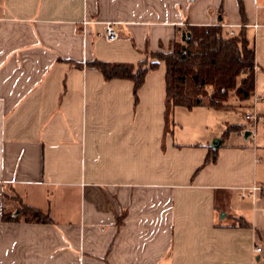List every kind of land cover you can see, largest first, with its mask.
Returning <instances> with one entry per match:
<instances>
[{
    "label": "crops",
    "instance_id": "0c3cea01",
    "mask_svg": "<svg viewBox=\"0 0 264 264\" xmlns=\"http://www.w3.org/2000/svg\"><path fill=\"white\" fill-rule=\"evenodd\" d=\"M243 22L262 100L264 0H0V264H264V195L240 196L263 184L257 149L221 137L204 164L208 140L175 137L163 61L136 95L87 65ZM25 204L52 221L3 220Z\"/></svg>",
    "mask_w": 264,
    "mask_h": 264
},
{
    "label": "trees",
    "instance_id": "16d2710c",
    "mask_svg": "<svg viewBox=\"0 0 264 264\" xmlns=\"http://www.w3.org/2000/svg\"><path fill=\"white\" fill-rule=\"evenodd\" d=\"M242 14V6L240 5ZM246 22L229 34L220 23L215 25H189L178 27L171 48L162 51L160 47L150 53L153 61L145 59L137 64L128 62H108L94 59L88 66L97 68L105 79L123 78L133 81L136 95L148 71L157 67L159 61L165 63V126L168 127L170 112L175 106L191 109L196 106L222 107L231 98L247 100L255 89V50L248 36ZM169 45V47H170ZM78 66L82 64H77ZM229 126L223 133L226 138L234 130ZM217 152L209 150L205 163L214 162ZM21 215L26 220L51 222L48 213L22 205L19 212L3 213L4 221H17Z\"/></svg>",
    "mask_w": 264,
    "mask_h": 264
},
{
    "label": "rangeland",
    "instance_id": "374dc122",
    "mask_svg": "<svg viewBox=\"0 0 264 264\" xmlns=\"http://www.w3.org/2000/svg\"><path fill=\"white\" fill-rule=\"evenodd\" d=\"M171 48V45L170 47ZM167 51V48H161ZM146 63L153 61L150 53L145 55ZM258 93L262 95L253 105V98L240 104L230 99V104L225 107H205L196 106L187 109L181 106L176 107L171 118V130L173 135H183L187 140H208L209 145L218 144L215 139H221L223 133L229 126L234 130L226 138L229 142L245 143L257 149L261 162L258 163L261 179L264 180V73L258 71L257 75ZM249 113L253 116L247 120L244 116ZM255 117V118H254ZM241 130H243L241 132ZM245 131H250V135L245 137ZM239 132V133H234ZM234 133V134H233ZM182 136V137H183ZM264 184V181H263ZM15 205V204H14Z\"/></svg>",
    "mask_w": 264,
    "mask_h": 264
},
{
    "label": "built area",
    "instance_id": "2783aa9c",
    "mask_svg": "<svg viewBox=\"0 0 264 264\" xmlns=\"http://www.w3.org/2000/svg\"><path fill=\"white\" fill-rule=\"evenodd\" d=\"M228 31H229L230 35L234 34V30L232 29L231 26H228ZM103 35H104L105 39L108 41H114V40L119 38V30L116 28L114 22L109 21V22H106L104 24ZM252 98H253V105H255V103L261 99V97H259L257 95H253ZM244 117L247 120H251L253 118V116L249 113H246ZM257 194L258 195H260V194L264 195V184L259 185V184L255 183V184H252L250 186L240 187V196L242 198H245V197L255 198V197H257ZM263 213H264V207H263ZM254 251L260 252L261 247L259 245H256L254 247Z\"/></svg>",
    "mask_w": 264,
    "mask_h": 264
},
{
    "label": "water",
    "instance_id": "95a60500",
    "mask_svg": "<svg viewBox=\"0 0 264 264\" xmlns=\"http://www.w3.org/2000/svg\"><path fill=\"white\" fill-rule=\"evenodd\" d=\"M249 134H250V131H245V137H247ZM215 142H218V144H216V145L213 144V145L211 146L213 149H217L219 143H221V139H215Z\"/></svg>",
    "mask_w": 264,
    "mask_h": 264
}]
</instances>
